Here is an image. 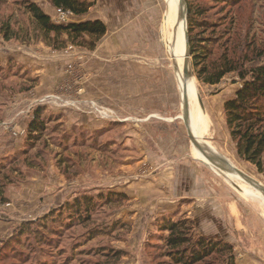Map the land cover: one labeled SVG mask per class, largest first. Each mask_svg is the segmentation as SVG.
I'll use <instances>...</instances> for the list:
<instances>
[{
  "label": "rangeland",
  "instance_id": "rangeland-1",
  "mask_svg": "<svg viewBox=\"0 0 264 264\" xmlns=\"http://www.w3.org/2000/svg\"><path fill=\"white\" fill-rule=\"evenodd\" d=\"M167 1L107 0L106 37L89 51L54 50L42 42L23 6L32 2L57 23L45 0H0V28L8 20L17 37L5 41L0 32V264H158L166 259L152 247L159 244L156 224L168 216L192 222L194 237L230 244L236 264H264L263 196L217 170L187 136L181 89L161 32ZM247 2L255 45L264 48V0ZM45 77L54 92L36 97ZM192 77L190 124L264 186V166L259 173L237 156L225 124L223 104L241 82L230 74L205 86ZM37 112L43 128L26 144ZM199 183L195 197L168 198ZM205 184L235 204L242 228L226 219L223 231L204 234L198 204ZM115 195L125 199L109 203ZM82 198L92 206L87 219L70 209ZM206 264L226 263L220 257Z\"/></svg>",
  "mask_w": 264,
  "mask_h": 264
},
{
  "label": "trees",
  "instance_id": "trees-1",
  "mask_svg": "<svg viewBox=\"0 0 264 264\" xmlns=\"http://www.w3.org/2000/svg\"><path fill=\"white\" fill-rule=\"evenodd\" d=\"M51 7L75 17H83L93 7L87 0H45ZM190 64L195 79L205 86L218 85L227 75L235 74L241 86L233 98L223 104L226 128L235 143L237 156L261 173L264 166V48H257L251 34L252 15L247 0H185ZM28 16L41 40L54 50L67 45L95 49L105 36L100 20L54 23L36 4L25 2ZM3 31V32H2ZM7 20L0 28L5 41L17 39ZM40 114L34 113L26 129V144L36 140L43 128ZM115 195L109 203L122 201ZM73 212L91 211L88 198L76 200ZM79 217V216H78ZM83 218V217H81ZM159 244L166 260L158 264H206L224 257L226 264H236L233 247L221 239L192 235L189 220L162 217L156 224ZM119 252L115 254L117 258Z\"/></svg>",
  "mask_w": 264,
  "mask_h": 264
},
{
  "label": "crops",
  "instance_id": "crops-1",
  "mask_svg": "<svg viewBox=\"0 0 264 264\" xmlns=\"http://www.w3.org/2000/svg\"><path fill=\"white\" fill-rule=\"evenodd\" d=\"M92 2H93L95 9L91 13H89L87 16L86 15L85 17L84 16L83 17L71 16L69 17V19L71 20V22H80V21H85V20H100L105 24L106 29H107V0H94ZM54 14L56 15V9L53 8V15ZM122 35L124 36L120 37V39H122L123 37L125 38V33H123ZM105 37H106V34H105ZM126 38H128V36ZM127 48H130V46L129 47L127 46ZM116 50L115 48L114 49L110 48L109 52L112 53V52H115ZM44 80L45 81L42 84V86L39 89H37V91H35L36 97H41V96L48 97V96H51L52 93L54 92V86H53L54 84H53V81L50 80V77H45ZM5 116L6 115H3L4 119H5ZM5 123H6V120L5 122H3V124ZM161 185H166V184L163 183ZM195 185L197 186L191 187L190 189L185 190V191L176 190L172 194L171 192H169L168 198L169 196H173L175 198L191 197V196L195 197L196 193L198 194L200 190L201 183H199V185L198 184H195ZM199 198H200V203L198 204L199 205L198 210L201 215L203 214L205 216L201 224V230H203L205 235H208V234L210 235L211 233L213 234L215 233L214 231H216V233L217 231L218 232L223 231L221 230V228L224 229L223 227L224 225H221V220L226 221V219L232 223V226L239 225V228H242V225H241L242 222L240 221V218L236 216L237 209H236L235 204L232 202H227L224 199L222 200L220 195L218 194L217 188L215 189L214 187H209L206 184L205 186L203 185L200 191ZM225 216H227V218Z\"/></svg>",
  "mask_w": 264,
  "mask_h": 264
},
{
  "label": "bare ground",
  "instance_id": "bare-ground-1",
  "mask_svg": "<svg viewBox=\"0 0 264 264\" xmlns=\"http://www.w3.org/2000/svg\"><path fill=\"white\" fill-rule=\"evenodd\" d=\"M163 17L164 18H163V21L161 23L162 36L165 37V39H166V41H165L166 46L168 48L170 56H172V64H173V68H174V71L176 73V78H177L176 80L179 83V86L181 89V94L183 95V92L185 90V86H186V91H187V89L189 88V86L193 82V77H192L190 70H189L188 76L186 78L184 77V73H183L184 72V63H185V57H184V53H185V28H184V21L182 19L181 0H168L166 12H165V15ZM179 54L182 56L181 61H180V62H182L181 63L182 67H180V64L177 60V56ZM176 63L178 64L179 67L177 66ZM189 121H190V119H189ZM190 130H191V133L193 134V136H195L199 141H202L200 139V137L198 136V134L196 133L192 124H190ZM205 144L212 154L221 158L224 161V163H226L227 165L234 167L231 163H229L226 159H224L217 151H215L206 142H205ZM199 154L203 155L200 152H199ZM226 175L229 177H232V178L241 179L244 182H246L251 188H253L244 178H242L241 176H239L236 172H234L232 170L226 172ZM254 190L257 191L259 194H261L258 190H256V189H254ZM261 196H262V194H261Z\"/></svg>",
  "mask_w": 264,
  "mask_h": 264
},
{
  "label": "water",
  "instance_id": "water-1",
  "mask_svg": "<svg viewBox=\"0 0 264 264\" xmlns=\"http://www.w3.org/2000/svg\"><path fill=\"white\" fill-rule=\"evenodd\" d=\"M181 7H182V19L184 21V28H185V53H184L185 63H184V72L183 73H184V77L186 78L188 76L189 70L192 74H193V72H192L191 64H190V54H189V45H188V36H187V13H186L185 0H181ZM197 102H198L200 109L202 111H204L203 106H202V102H201V99L199 98V96H197ZM181 103H182L181 119L184 123V126L186 128V132H187V136H188L192 146L196 150H198L201 154H203V156L209 161V163L211 165H213L217 170H219L221 172H225V173L228 171H231V170L236 172L239 176L244 178L254 189L258 190L262 194V196L264 197V186L261 183L249 178L248 176L243 174L238 169L231 167L230 165H227L226 163H224V161L221 158L212 154L209 151L204 140L199 141L195 136H193V134L191 133V130H190L189 101L187 98L186 86H185V90L183 92V95L181 97ZM229 184L238 192L241 191L239 186H237L236 184H234V183H229Z\"/></svg>",
  "mask_w": 264,
  "mask_h": 264
},
{
  "label": "built area",
  "instance_id": "built-area-1",
  "mask_svg": "<svg viewBox=\"0 0 264 264\" xmlns=\"http://www.w3.org/2000/svg\"><path fill=\"white\" fill-rule=\"evenodd\" d=\"M72 15L69 14V13H63L59 10H56V17L58 18L57 19V23H64V22H67L69 21V17H71Z\"/></svg>",
  "mask_w": 264,
  "mask_h": 264
}]
</instances>
